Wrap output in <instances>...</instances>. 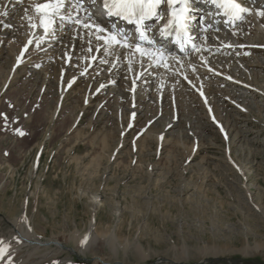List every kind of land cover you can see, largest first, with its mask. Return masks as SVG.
<instances>
[{"label": "rangeland", "instance_id": "rangeland-1", "mask_svg": "<svg viewBox=\"0 0 264 264\" xmlns=\"http://www.w3.org/2000/svg\"><path fill=\"white\" fill-rule=\"evenodd\" d=\"M5 22L0 238L14 243L11 225L26 217L39 239L80 251L21 247L13 264H264V50H240L246 69L220 67L248 87L208 75L167 84L159 99L140 89L130 102L117 85L95 89L102 79L69 86L80 56L63 67L66 47L50 50L52 60L35 42L24 51L27 20ZM242 31L264 47L251 22ZM112 225L132 251L113 256L92 239Z\"/></svg>", "mask_w": 264, "mask_h": 264}, {"label": "snow or ice", "instance_id": "snow-or-ice-1", "mask_svg": "<svg viewBox=\"0 0 264 264\" xmlns=\"http://www.w3.org/2000/svg\"><path fill=\"white\" fill-rule=\"evenodd\" d=\"M209 2L221 10L227 17L226 23L233 26L235 22L242 21L244 14L250 11L239 0H209ZM189 3L190 0H44L43 3L32 5L31 11L34 16H29V9H25L30 29L39 30L43 40L29 39L24 51H27L28 46L34 42L37 50H44L43 43H51L54 39H59L62 34L73 32L71 51H66L63 57L67 61L72 59V54L76 51L75 42L80 40L87 45L86 48H81L85 58L90 57V60L98 65L106 64L116 68L117 64L126 60L129 71H133V66L137 63L144 71L159 67L168 69L169 65L165 61L172 53L161 41L177 44L180 51L186 48L190 42L186 31ZM165 4L169 9V16L167 23L160 28V39L157 40L150 34L152 25L147 22L153 18L155 21L164 19L162 6ZM177 5L180 7L177 8ZM258 14L264 15V10L259 11ZM2 15L6 16L8 13L5 11ZM116 19L133 27L131 29L120 27ZM207 30V28L203 29L205 32ZM191 47L199 51L198 44L192 43ZM19 60L20 58L18 62ZM145 65L148 67L146 68ZM142 76L143 72L137 74L133 84L135 85L136 79ZM71 83L69 82V86ZM17 131L19 135H24L23 131L19 129ZM16 239L20 242L19 237ZM87 239L86 236L82 243ZM11 247L10 242L0 238V264H3L6 256L7 264H13L9 255Z\"/></svg>", "mask_w": 264, "mask_h": 264}, {"label": "bare ground", "instance_id": "bare-ground-1", "mask_svg": "<svg viewBox=\"0 0 264 264\" xmlns=\"http://www.w3.org/2000/svg\"><path fill=\"white\" fill-rule=\"evenodd\" d=\"M41 1L42 0H0V18H3L4 22L8 21L3 24L4 27L10 29L11 28L9 26L10 20L13 18L18 19L21 16V18H25L28 23V29H29L27 35L28 39L43 40V36L39 30L30 29L29 21L25 15V9H29L28 15L34 16V13L31 11V7L34 3H41ZM244 7L248 8L250 11L248 13H245L244 19L242 21L237 22L235 26L230 27L226 24L217 23L215 26H213V30H208L203 35L197 34L196 38L194 39V43L198 44L199 51L194 49L187 50V52L185 53H175L173 51H170L172 55L168 56L165 61L169 65L168 69H165L164 67H159L155 70H153L152 68H148L147 71H144V69L140 67L139 63H137L136 65L133 66V71H129L126 60L123 61L122 63L117 64L116 68H112L111 65H106V64L98 65L93 63L90 60V57L85 58V54L82 53L81 48L82 47L86 48L87 45L84 44L82 41L77 40L75 42L76 51L75 53L72 54V57L78 59V57L80 56L79 60L83 65V67H81L82 68L81 72L75 75L72 74L69 77L66 76V79H72L70 82H73L74 79H78L79 76H82L81 77L82 79H87V80L102 79V81L98 83L95 89H98L99 91V90H103L104 88L105 89L108 88V90L114 89L116 91L117 89L116 85H117L121 88L123 92L127 91V93L129 94L130 102H133V100L136 99V97H138V91L140 89L142 90V93H144L145 96L148 95L151 91H153V89H155L154 93L158 90L155 93L156 94L155 96L156 98L159 99L160 93H162L161 92L162 88L167 86V84L169 85L172 84L173 82H176V84H183L184 82L186 84L187 83L195 84V82H192L191 79H202L205 76H207L208 78V75H211L217 79L222 78L225 80L223 82H228V83L234 82L237 85L245 87L247 85L235 81V79H237L235 76L225 71H222L220 68L221 65L222 66L230 65L236 62L237 64L236 67L246 69L247 67L243 65L245 58H243L244 56L243 57L241 56L242 54L240 50L243 51V49L244 50L246 49L248 52L251 53H254L255 52L254 50H264L263 45L255 44L259 42L250 41L249 43L248 42L246 43L245 41L248 40V37L245 41H243L240 37V35H242L243 32L242 27L248 24V22H251L252 25L255 26L256 35L257 36L262 35L261 37H259V39L260 38L264 39V15L258 14L259 11L264 10V0H244ZM5 11L8 13V15L6 16L2 15V13H4ZM33 33H35V35H33ZM72 36H73V32H68L66 35L62 34L59 39H54L51 43L49 42L43 43V45L48 50L46 52L47 55L45 56L46 59L52 60L51 52L49 51L52 49L57 50L59 49L60 46L62 48L66 47L67 48L66 51L70 52L71 45L73 43ZM228 45H230L231 47H229ZM241 45H243L244 47H241ZM249 48L252 49L249 50ZM71 62L72 60L67 61L65 58H63L62 66L66 67L67 65H69L71 67L72 66ZM63 67H61L60 69L61 79L64 78L66 71L62 69ZM145 67L147 68L148 66L145 65ZM141 72H143V76L139 79H136L134 85L133 79L136 77L137 74ZM101 85H105V87H101ZM133 88L135 89L134 91ZM201 93H202V97L204 98L203 90H201ZM209 112L211 114L210 108H209ZM130 116L131 117L129 119V122L127 123L128 129L133 125V121H134V115L131 113ZM25 222L26 221L24 220V218L20 217L19 219L16 220V222L12 223L11 225L13 227L11 233L12 234L11 239L14 243L11 244L12 247L10 249L9 255L16 253V251L19 250V248L21 247H24L26 250H30V252L32 251V253H34V251L38 249H48L49 247L50 249H53L56 253L80 252L72 247L66 246L63 241L58 239H54V238L46 239V240L39 239L31 229L29 230V228L23 227L24 225H26ZM16 237H19L20 242H17ZM10 241L11 240H9L8 242ZM7 259L8 258L6 256L5 260ZM173 263L181 264L175 261H173ZM205 263L206 261H202L200 264H205ZM57 264H72V263L70 260L63 259V260H58Z\"/></svg>", "mask_w": 264, "mask_h": 264}, {"label": "clouds", "instance_id": "clouds-1", "mask_svg": "<svg viewBox=\"0 0 264 264\" xmlns=\"http://www.w3.org/2000/svg\"><path fill=\"white\" fill-rule=\"evenodd\" d=\"M92 239L103 245L107 252L113 256L127 254L134 249V241L119 235L118 228L115 225L96 229Z\"/></svg>", "mask_w": 264, "mask_h": 264}]
</instances>
